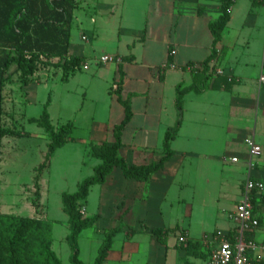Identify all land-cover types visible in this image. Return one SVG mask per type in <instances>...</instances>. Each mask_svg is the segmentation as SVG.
<instances>
[{
  "label": "crops",
  "instance_id": "crops-1",
  "mask_svg": "<svg viewBox=\"0 0 264 264\" xmlns=\"http://www.w3.org/2000/svg\"><path fill=\"white\" fill-rule=\"evenodd\" d=\"M221 7L222 0H80L74 24L79 23L83 44L71 35L70 54L86 59L88 69L83 67L79 72H89L95 65L99 70L93 77H111V86L106 113L102 116L100 109L97 121L91 116L90 135H72L70 142L78 140L86 146L113 143L114 129L125 119V104H129L133 117L122 134L121 156L131 165L159 162L165 155L166 133L180 119L178 86L200 90L184 97L182 125L172 141L174 156L165 167L144 182L128 179L115 168L100 185L104 199L97 210L86 208L84 216H99L95 228L104 239L108 232L121 228L103 264H210L219 241L205 242V238L232 234L236 223L227 220L223 230L203 231L198 237L179 225H170L175 203L184 204V209L192 207L186 198L169 200L175 185H179L178 194L191 186L190 181L178 180L186 170V161L198 162L197 176H210L203 181L206 185L216 184L219 173L227 174L233 210L242 199L249 175L264 182V85L259 83L264 73V0L233 2L230 21L216 46L217 55L209 63L208 73L203 74L192 67L212 55L210 25L221 16ZM103 56L121 62L103 64ZM257 64V77H247L246 71ZM115 101L121 108L113 118ZM83 110L84 105L78 114ZM74 126L73 132L79 127L78 115ZM150 137L156 139V151L151 149ZM247 138H254L262 147L251 170ZM232 157L239 161L233 163ZM226 163L235 165L234 171L225 172ZM109 190L111 196L105 199ZM254 197L259 226L252 237L264 243V192ZM152 230H162L165 242ZM189 242L197 243V248L188 250Z\"/></svg>",
  "mask_w": 264,
  "mask_h": 264
},
{
  "label": "rangeland",
  "instance_id": "rangeland-1",
  "mask_svg": "<svg viewBox=\"0 0 264 264\" xmlns=\"http://www.w3.org/2000/svg\"><path fill=\"white\" fill-rule=\"evenodd\" d=\"M73 27L74 41L83 44L80 38L79 23L76 21ZM97 70L99 68L92 65L89 72H78L76 76H71L68 81H64L61 73L56 69L43 67L37 73L34 83L23 88L15 80L6 87L4 92L3 125L28 135L8 137L2 142L0 213L36 217L47 221L52 230L53 249L63 264H70L73 252L67 241L70 229L68 215L63 209L62 195L63 193H75L80 183L94 175V169L100 164V160L90 155V146H86V143L78 140L69 141L57 150L48 166L41 172L38 197L35 187V176L38 173L36 170L46 161L49 140L44 130L31 119L41 118L46 107L55 127L70 121L74 123L78 115L79 127L72 135L88 137L91 116H96L97 121L100 117L99 110L102 109L100 114L103 116L109 101L108 91L111 86V77L106 78L105 75L93 77ZM259 72L260 64L246 71L249 78L253 75L257 77ZM86 91L88 97L84 95ZM83 105V113L78 114V110ZM120 108L121 105L118 102L114 103L113 118ZM222 134L223 130L220 128V137ZM149 142L151 149L156 151V139L150 137ZM197 164L196 161H186V170L178 176V180L190 181L191 186L186 187L182 192L179 189L180 194H178L179 185H175L169 193L171 202L181 197L186 198L188 204L192 206L191 208L186 206L188 209H184V204L175 203L170 210L172 214L170 225L174 227L179 225L181 229L190 230L196 237L200 236L203 231L211 233L223 230L227 220L230 224L232 222L235 224L233 219L235 210L232 209L234 197L229 186L231 185L230 178L226 173H219L216 184L206 185L203 181L210 176L205 177L204 173L203 176L200 174L197 176ZM223 167L225 172L234 171L235 165L226 163ZM101 188L100 185L93 187L88 202L81 207L84 214L86 208L91 207L96 211L100 202L103 201ZM110 192V190L107 192L105 199L111 196ZM232 210L234 213L231 215ZM173 234L171 233V236ZM104 240V235L100 234L95 227L85 230L79 239L81 260L87 264L94 263Z\"/></svg>",
  "mask_w": 264,
  "mask_h": 264
},
{
  "label": "trees",
  "instance_id": "trees-1",
  "mask_svg": "<svg viewBox=\"0 0 264 264\" xmlns=\"http://www.w3.org/2000/svg\"><path fill=\"white\" fill-rule=\"evenodd\" d=\"M232 0H222V14L210 25L214 37V48L211 57L199 65L203 74L208 73L209 63L216 57V46L222 40V34L230 21ZM80 7V0H0V164L3 154V140L8 137L28 135L17 129L5 127L4 92L8 85L17 80L25 88L34 83L37 73L43 67H52L60 72L62 79L69 78L81 71L86 59L70 54L71 35L75 12ZM121 92V85L118 86ZM200 93L196 86L177 88L176 107L180 119L176 126L166 133L163 148L164 157L156 163L131 165L121 156L123 147L122 134L132 120L133 112L129 104H125L126 116L123 122L114 129L113 143L91 144L90 155L100 160L94 169V175L79 184L75 193H63V209L68 215L70 234L67 241L72 249L70 264H84L80 258L79 239L82 233L96 226L99 216H84L81 207L85 205L91 188L102 185L115 168H120L124 176L137 181H149L150 178L165 167L174 156L172 141L182 125V109L184 97L190 92ZM37 123L48 137L46 161L36 170V194L40 195L41 172L48 166L57 150L64 147L71 139L74 123L68 122L59 127L52 124L49 112L44 110L39 119H31ZM38 200V198H37ZM254 209L255 197H253ZM121 228L106 234L103 246L94 264H103L112 248L114 237ZM160 241L165 242L162 230H152ZM198 244L189 242L188 250L197 248ZM0 264H63L53 249L52 230L49 223L36 217H23L0 213Z\"/></svg>",
  "mask_w": 264,
  "mask_h": 264
},
{
  "label": "built area",
  "instance_id": "built-area-1",
  "mask_svg": "<svg viewBox=\"0 0 264 264\" xmlns=\"http://www.w3.org/2000/svg\"><path fill=\"white\" fill-rule=\"evenodd\" d=\"M235 1L232 0V2ZM112 61L121 62L119 58L116 59L109 56H103L100 59L103 64ZM84 69H88V65H85ZM197 69H199V65L192 67V70ZM217 73L223 74V71L218 70ZM259 83L262 86L264 85V73L261 74ZM245 143L249 148L248 165L251 170L254 159L262 154V147L256 143L254 138H247ZM231 161L237 163L239 158L232 157ZM263 192L264 182L253 180L249 175L245 183L242 199L239 201L233 215L236 223L234 232L232 234L207 236L205 238V242L210 239L219 241V247L213 252L210 264H264V243H259L252 237V232L259 226L252 200L255 195ZM180 241L185 243L186 239L181 238Z\"/></svg>",
  "mask_w": 264,
  "mask_h": 264
}]
</instances>
